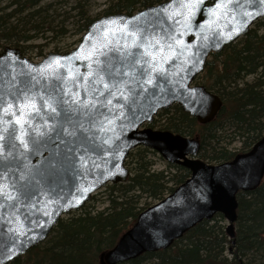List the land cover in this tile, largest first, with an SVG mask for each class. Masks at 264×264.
I'll use <instances>...</instances> for the list:
<instances>
[{
    "label": "water",
    "instance_id": "95a60500",
    "mask_svg": "<svg viewBox=\"0 0 264 264\" xmlns=\"http://www.w3.org/2000/svg\"><path fill=\"white\" fill-rule=\"evenodd\" d=\"M261 19L264 0H168L104 15L76 48L40 62L20 48L0 50V264L44 243L105 186L127 182L138 147L191 176L141 212L102 264L169 249L217 214L234 238L238 193L264 179V136L233 160L208 164L198 158L199 139L150 125L174 105L200 124L212 121L223 102L197 78L212 54Z\"/></svg>",
    "mask_w": 264,
    "mask_h": 264
},
{
    "label": "trees",
    "instance_id": "16d2710c",
    "mask_svg": "<svg viewBox=\"0 0 264 264\" xmlns=\"http://www.w3.org/2000/svg\"><path fill=\"white\" fill-rule=\"evenodd\" d=\"M42 1L10 0L0 11L2 14L11 9L0 16V49L20 48L21 43L36 38L44 22H36L37 13L29 10ZM165 1L110 0L106 9L91 18L85 11L88 0H78L75 10L82 22L78 31L83 35L91 23L104 15L133 14ZM13 19L15 25L11 24ZM26 22H34L29 29L34 34L21 27ZM48 30L55 33L54 40L67 32L63 27ZM21 51L24 55L23 48ZM197 83L221 98V111L209 123L200 124L179 105H174L160 115L163 120L160 130L199 139L198 158L208 164L228 162L248 152L264 136V23H257L221 53L212 54ZM156 125L155 119L151 127ZM227 129H234L243 139L240 149L224 145ZM155 154L144 147L133 150L128 157L131 176L125 183L107 186V207L83 210L62 219L44 243L10 264H102V254L117 244L142 211L191 176L182 165L168 164L166 170H156V161L151 158ZM237 199L234 238H227V231L219 224V220L226 219L219 214L216 220L197 224L169 249L145 253L122 264H264V179L257 190L240 192Z\"/></svg>",
    "mask_w": 264,
    "mask_h": 264
},
{
    "label": "rangeland",
    "instance_id": "374dc122",
    "mask_svg": "<svg viewBox=\"0 0 264 264\" xmlns=\"http://www.w3.org/2000/svg\"><path fill=\"white\" fill-rule=\"evenodd\" d=\"M78 0H43L41 4L34 8L33 10H29V12L37 13L36 22L42 23V30L37 33L36 38L27 43H21V48L24 50V55L33 62L41 61L46 55L51 52H67L73 50L80 42L82 38V34L78 31L79 26H81L80 17L78 15V10H75V6ZM10 0H0V11L3 10L8 4ZM110 0H88L87 5L85 7L86 13L91 17L95 18L100 12H102L108 4ZM40 8V9H37ZM11 9L5 10L2 14L0 12V16L3 15L6 11H10ZM264 23V19L259 20L257 23ZM16 20L13 19L11 24L15 25ZM34 22H26L21 27L26 30V32L34 34V31H29L31 24ZM60 28L63 27L67 32L64 36H58L57 39H53L55 33L48 28ZM197 83V82H196ZM161 111L156 116V126L151 127L156 130H160V123L163 122L161 118ZM225 140L223 142L224 145H228L230 149H240L242 147L243 139L235 134L234 129H227L224 132ZM224 139V137H223ZM151 158L156 161L155 169L156 170H166L168 163L158 154L151 155ZM128 160V168L131 170V165H129ZM107 186L100 191H98L94 199H92L81 211L83 210H102L107 207ZM146 201V200H145ZM152 203L153 201H148ZM155 203V202H153ZM80 212V211H79ZM76 213V212H73ZM70 213L66 215L64 219L73 215ZM215 217L213 218V220ZM217 219V218H216ZM215 219V220H216ZM219 224H221L224 229L228 226V221L219 220ZM227 238L230 240V237L227 235ZM227 239V240H228Z\"/></svg>",
    "mask_w": 264,
    "mask_h": 264
},
{
    "label": "snow or ice",
    "instance_id": "6c2138e0",
    "mask_svg": "<svg viewBox=\"0 0 264 264\" xmlns=\"http://www.w3.org/2000/svg\"><path fill=\"white\" fill-rule=\"evenodd\" d=\"M133 35H134V33H133ZM141 46H142V45H141ZM129 55H131V54H129ZM57 63H59V60H57ZM98 63H99V62H98ZM112 72L114 73V72H115V69H113ZM109 74H112V73H109ZM117 75H121V74H117ZM149 82H150V81H149ZM57 86H58V85H57ZM104 87H105V88H108V85L105 84ZM53 90H54V89H53ZM47 103H48V102L45 101V104H46V105H47ZM51 110H52L53 112H55L56 109H55V108H52Z\"/></svg>",
    "mask_w": 264,
    "mask_h": 264
}]
</instances>
